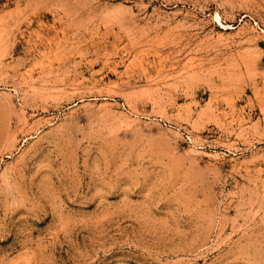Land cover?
I'll return each instance as SVG.
<instances>
[{"label": "rangeland", "instance_id": "obj_1", "mask_svg": "<svg viewBox=\"0 0 264 264\" xmlns=\"http://www.w3.org/2000/svg\"><path fill=\"white\" fill-rule=\"evenodd\" d=\"M0 264H264V0H0Z\"/></svg>", "mask_w": 264, "mask_h": 264}]
</instances>
